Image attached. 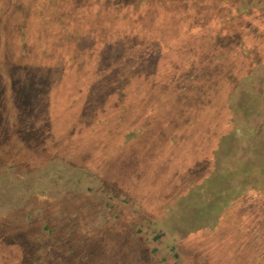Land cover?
<instances>
[{"label": "rangeland", "instance_id": "1", "mask_svg": "<svg viewBox=\"0 0 264 264\" xmlns=\"http://www.w3.org/2000/svg\"><path fill=\"white\" fill-rule=\"evenodd\" d=\"M79 2L95 33L124 27L108 1ZM196 3L160 28L145 17L152 74L77 97L63 76L47 136L26 141L6 98L0 216H43L68 248L86 233L97 262L76 264H264V0ZM13 4H0L4 81L26 62Z\"/></svg>", "mask_w": 264, "mask_h": 264}, {"label": "trees", "instance_id": "2", "mask_svg": "<svg viewBox=\"0 0 264 264\" xmlns=\"http://www.w3.org/2000/svg\"><path fill=\"white\" fill-rule=\"evenodd\" d=\"M7 1H0L2 7L6 3L8 7L12 3L17 4V13L10 18L9 25L15 27L14 35L22 43L20 53L26 62L18 69H9L8 79L5 81L0 72V127L6 123L8 99L17 110V127L28 142H31L29 134L40 138L47 136L51 130L48 117L56 110L51 107L49 96L52 97L62 89L60 84H63L65 76H71V88L77 97L97 91L98 88L94 86L97 87L105 76L112 77L115 80L113 85L118 84L117 89L121 91L133 71L141 77L152 74L144 65L151 60L153 53L149 49V41L152 39L148 34L145 17L155 13L156 24L160 28L175 16V11L182 9L185 12L198 2L106 0L109 7H113L111 10H124V27L95 33L94 27L102 21L86 19L81 23V17L75 12L80 0H24L20 4L18 0ZM237 11L241 15L247 14L245 7ZM111 20L113 22L114 19ZM242 26V22L236 21L234 30L239 32ZM156 41L161 39L158 37ZM102 55L110 58L107 63L102 61ZM65 69H70L71 72L64 73ZM48 203L52 207L54 199H50ZM28 220L30 229L28 226L24 228L17 218L5 219L0 216L2 264H76L84 262L83 260L88 263L97 262L93 256L95 250L92 245L88 246V243L93 242H88L86 233L82 234L78 249L73 246L68 248L65 244L67 238L64 240L57 227L50 225L43 216L30 219L28 214ZM117 257L119 258L114 251L116 260ZM78 258L79 261L76 262Z\"/></svg>", "mask_w": 264, "mask_h": 264}]
</instances>
